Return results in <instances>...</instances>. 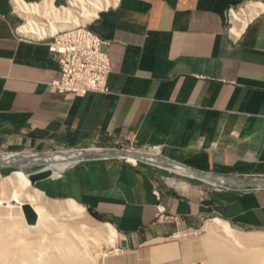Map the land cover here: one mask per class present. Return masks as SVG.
Returning <instances> with one entry per match:
<instances>
[{
  "label": "crops",
  "instance_id": "crops-1",
  "mask_svg": "<svg viewBox=\"0 0 264 264\" xmlns=\"http://www.w3.org/2000/svg\"><path fill=\"white\" fill-rule=\"evenodd\" d=\"M243 4L115 0L87 23L104 41L107 91L72 95L49 86L58 64L46 38L21 33L25 18L0 0V153L159 145L162 156L196 171L264 177V12L234 37L230 14ZM169 172L83 160L34 185L49 199L74 200L132 245L164 243L208 217L264 230V188L180 173L183 185L173 186Z\"/></svg>",
  "mask_w": 264,
  "mask_h": 264
},
{
  "label": "bare ground",
  "instance_id": "bare-ground-1",
  "mask_svg": "<svg viewBox=\"0 0 264 264\" xmlns=\"http://www.w3.org/2000/svg\"><path fill=\"white\" fill-rule=\"evenodd\" d=\"M114 1L67 0L65 5L56 6L53 0L34 3L12 0V5L26 18L19 29L21 33L39 37L89 22L99 9ZM263 11V2H245L230 14L231 35L237 36L249 19ZM85 149H88L87 154ZM99 149L101 147L65 149L48 152L40 159L56 173L77 158L92 155V151ZM9 155V152H2L0 159L21 165ZM145 156L149 161L156 159L152 153ZM127 159L133 160L130 156ZM184 166L168 168L176 173L191 175L189 167ZM166 180L173 186L183 185L173 177ZM22 203L30 204L35 210V224L25 223L20 208ZM204 228L207 231L202 246L206 254L204 264H264L263 233H243L218 218L206 221ZM122 239L123 236L110 223L95 220L74 200L45 197L40 189L30 184L27 175L20 169L4 176L0 174V264H95L104 256L102 247L115 248ZM150 252L156 258H173L178 248L175 242H171L153 246Z\"/></svg>",
  "mask_w": 264,
  "mask_h": 264
},
{
  "label": "built area",
  "instance_id": "built-area-1",
  "mask_svg": "<svg viewBox=\"0 0 264 264\" xmlns=\"http://www.w3.org/2000/svg\"><path fill=\"white\" fill-rule=\"evenodd\" d=\"M62 1V4L56 6L65 5L67 3V0ZM232 12L233 11H231V13ZM42 38H46L48 50L58 64V74L49 82V86L52 90L58 93H69L72 95H81L88 91H107L106 77L110 70L109 58L107 53L101 49V45L104 41L88 27L87 23L64 27ZM115 148L161 155L159 152V145ZM55 151L61 150L58 149ZM9 153L12 154V152ZM31 154L34 153L32 152ZM119 159L134 164L141 162L135 159L131 161L127 159V157H119ZM158 211V217H167L163 214L162 207H158Z\"/></svg>",
  "mask_w": 264,
  "mask_h": 264
},
{
  "label": "water",
  "instance_id": "water-1",
  "mask_svg": "<svg viewBox=\"0 0 264 264\" xmlns=\"http://www.w3.org/2000/svg\"><path fill=\"white\" fill-rule=\"evenodd\" d=\"M83 150V149H82ZM54 152V151H53ZM58 152V151H56ZM88 149L84 150V153L87 154ZM50 153V152H49ZM92 155L84 156L77 158L75 161H72L68 164L72 165L79 161L83 160H96V159H107V158H119L130 156L136 161H141L148 163L153 166H157L163 169L169 170L168 166H184L174 160L168 159L162 155H155V161H149L145 155L147 153L140 151H133L120 148H101L97 151H92ZM46 153H34V154H24V153H12L9 155L11 159H17L20 164L17 163H6L4 159H0V168L2 167H12V168H22L26 170L25 174L27 175L30 184L34 185L36 181L45 179L53 173L51 168L48 166L47 162L40 159L45 156ZM9 157V158H10ZM38 166L39 168L33 169V167ZM185 167V166H184ZM188 168V167H186ZM191 171V175H186L188 177L198 179L203 182L217 184V185H230L234 187H253V188H264V177H231L221 174L212 173L209 171H196L194 169L188 168ZM178 174V173H177ZM218 179H221L219 181ZM22 214L26 224H35L37 219V214L32 206L28 203H22L20 205ZM120 246L125 248L127 246L126 240L122 239L120 241Z\"/></svg>",
  "mask_w": 264,
  "mask_h": 264
},
{
  "label": "rangeland",
  "instance_id": "rangeland-1",
  "mask_svg": "<svg viewBox=\"0 0 264 264\" xmlns=\"http://www.w3.org/2000/svg\"><path fill=\"white\" fill-rule=\"evenodd\" d=\"M247 1H249V0H244V3ZM258 1H261L264 3V0H258ZM55 4L58 5L60 3H55ZM25 20H26V18L24 20H22V22L25 23L26 22ZM86 23H88V22H86ZM86 23H83V24H86ZM32 37H37V36H32ZM122 148H128V147H122ZM65 149H67V148H63V149H59V150L62 151ZM5 168H8V167L0 168V174L3 176L7 175L9 172H11L13 170H19L20 169L24 173L26 172V170H24V169L22 170V168H12V167H9V168H12V170H6L5 172H3L1 169H5ZM37 168H39V167L38 166L33 167V169H37ZM169 173L171 175H168V177H170V178L173 177L176 179L175 175H178V174H175V172H173V171H171ZM178 176H180V175H178ZM32 186L35 187V185H32ZM87 213H88V211H87ZM212 218L213 217H208V218L200 220L195 225V227L192 229L180 230L179 232L172 235V237H169L166 240H164L163 241L164 243L159 244V242H151V243H145L142 245H137V244L132 245L130 243L129 244L127 243V246L125 248H122L120 246V242H119V243H117L115 248L111 247V246L102 247V250L104 252V256L102 259H101V257L99 259H97L95 264H183V263L184 264L185 263H187V264L188 263L189 264H191V263H193V264H204L205 260H203V259H206V254H205L204 248L202 246H203V238L207 234V231L204 228V224L206 221H208ZM3 221H5V220H3ZM230 226L233 227L234 229L240 231V232H243V233H263L264 234V230H258V229H249V230L244 229L243 230V229H238L232 225H230ZM171 242H175L177 244L178 252H177L176 257H173V258H156L151 254L150 251H151L153 246L156 247L158 245L167 244V243H171ZM203 255H205V256H203Z\"/></svg>",
  "mask_w": 264,
  "mask_h": 264
},
{
  "label": "trees",
  "instance_id": "trees-1",
  "mask_svg": "<svg viewBox=\"0 0 264 264\" xmlns=\"http://www.w3.org/2000/svg\"><path fill=\"white\" fill-rule=\"evenodd\" d=\"M3 172H5L6 170H12V168H5V169H1ZM35 187H37L36 185H35ZM95 216V215H94ZM97 217V216H96Z\"/></svg>",
  "mask_w": 264,
  "mask_h": 264
}]
</instances>
